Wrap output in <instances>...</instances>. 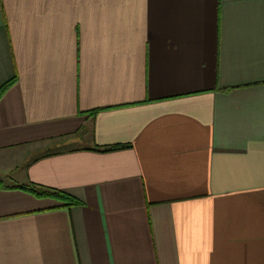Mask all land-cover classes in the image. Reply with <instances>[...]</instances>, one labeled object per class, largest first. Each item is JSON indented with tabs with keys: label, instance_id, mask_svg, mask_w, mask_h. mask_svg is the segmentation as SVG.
<instances>
[{
	"label": "crops",
	"instance_id": "crops-1",
	"mask_svg": "<svg viewBox=\"0 0 264 264\" xmlns=\"http://www.w3.org/2000/svg\"><path fill=\"white\" fill-rule=\"evenodd\" d=\"M14 77L0 264H264V0H0Z\"/></svg>",
	"mask_w": 264,
	"mask_h": 264
},
{
	"label": "trees",
	"instance_id": "trees-1",
	"mask_svg": "<svg viewBox=\"0 0 264 264\" xmlns=\"http://www.w3.org/2000/svg\"><path fill=\"white\" fill-rule=\"evenodd\" d=\"M15 82H16V77L12 78L11 80L7 81L6 83L0 86V98L6 92V90L9 87H11ZM97 112L98 110L95 109V110H92L90 113L92 115H95ZM128 146L129 145H124V144H113V145L104 146V147L95 146L92 149L98 150V151H114V150L122 149ZM16 187L18 189L31 193L36 197H40V198L41 197H52V198L61 200L65 203L66 206H74V205L82 204V202L79 199L71 195H68L62 191H59V190H46L34 184H24V185L22 184V185H17Z\"/></svg>",
	"mask_w": 264,
	"mask_h": 264
}]
</instances>
